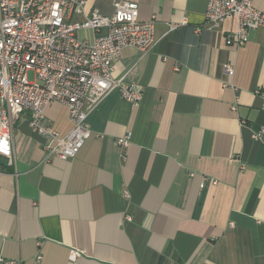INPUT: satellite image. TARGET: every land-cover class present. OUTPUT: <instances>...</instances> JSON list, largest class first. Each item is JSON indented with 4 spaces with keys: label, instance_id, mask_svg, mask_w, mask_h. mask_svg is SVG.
Returning <instances> with one entry per match:
<instances>
[{
    "label": "crops",
    "instance_id": "1",
    "mask_svg": "<svg viewBox=\"0 0 264 264\" xmlns=\"http://www.w3.org/2000/svg\"><path fill=\"white\" fill-rule=\"evenodd\" d=\"M85 1L86 15L113 12L110 0ZM129 1L139 20L155 16V46L123 48L112 70L139 88V106L117 90L107 95L69 160L45 161L28 113L15 121V163L0 156V256L18 264H264V133L254 138L264 127V27L230 47L224 34L236 23L207 29V0ZM252 3L264 11V0ZM83 19L72 12L69 20ZM46 116L61 135L70 130L65 106L49 105ZM129 130L123 152L114 140ZM203 177L217 183L200 188ZM70 250L79 256L70 260Z\"/></svg>",
    "mask_w": 264,
    "mask_h": 264
},
{
    "label": "built area",
    "instance_id": "2",
    "mask_svg": "<svg viewBox=\"0 0 264 264\" xmlns=\"http://www.w3.org/2000/svg\"><path fill=\"white\" fill-rule=\"evenodd\" d=\"M110 2L112 14L94 9L86 15L85 0H0V156L9 165L15 163L13 126L25 112L29 127L44 139V160H69L90 137L87 117L107 95L117 90L132 107L139 106V88L125 77L114 78L112 70L123 48L148 52L155 46V16L139 20L137 3ZM72 12L84 14V19L70 21ZM226 20H234L236 26L224 34L225 44L238 48L250 30L264 27V11L252 0H207L205 27L214 30ZM82 29L95 32L94 39H79ZM222 68L228 77L233 75L232 62ZM53 103L67 108L71 128L64 135L48 123L46 109ZM263 133L264 127L254 138ZM131 136L126 131L114 143L124 152ZM206 181L217 183L203 177L200 188ZM79 254L70 250L69 259ZM40 258L38 254L36 259ZM0 264L18 261L0 256Z\"/></svg>",
    "mask_w": 264,
    "mask_h": 264
}]
</instances>
